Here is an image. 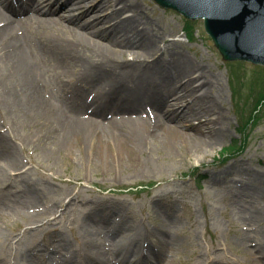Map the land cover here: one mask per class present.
I'll list each match as a JSON object with an SVG mask.
<instances>
[{
    "label": "bare ground",
    "instance_id": "1",
    "mask_svg": "<svg viewBox=\"0 0 264 264\" xmlns=\"http://www.w3.org/2000/svg\"><path fill=\"white\" fill-rule=\"evenodd\" d=\"M54 1L0 0V92L7 108L18 109L19 114L23 110L32 120L50 118L53 124L61 118L75 119L64 143L70 151L68 144L73 139L82 146L93 144L95 152L98 146L101 152L105 139L115 138L125 145L136 137L132 142L142 154L152 156L160 149L163 160L174 162L205 157L224 142L232 121L229 113H223V78L204 61L191 62L178 52L177 43L162 46L161 36L155 34L158 21L150 22V11L141 0ZM16 4H20L19 9ZM53 68L72 73L75 81L49 77ZM86 88L94 90L90 104L97 107L93 112L96 116L121 109L136 114L146 106L156 115L146 111L107 125L96 118L80 120L89 105ZM50 90L71 97L59 99ZM191 121L192 125L197 121L198 126L189 128ZM121 123L127 125L126 131L118 130ZM6 129V134L0 130V185L19 178L25 182L22 196L5 206L28 224L14 236L0 229V261L9 250L16 257L12 264H29L36 259L45 261L41 264H165V255L176 248L173 237L165 232L166 220L162 219L163 225L157 221L153 228L158 239L145 225L125 231L124 219L108 209L76 220L84 200L72 191L66 194L67 201L57 206L51 198L54 190L49 176L24 180L30 170L21 166L20 147L12 139L14 127ZM149 139L152 150L142 149ZM240 162L238 168L245 170L244 159ZM2 200L0 197V206ZM244 211L260 215L248 204ZM58 214L66 220L65 225L78 224V247L70 243ZM117 220L119 224H115ZM49 235L56 238V246L42 243ZM240 244L249 263L260 264L257 256L264 257V240L254 248L249 238ZM207 264L222 263L209 258Z\"/></svg>",
    "mask_w": 264,
    "mask_h": 264
},
{
    "label": "rangeland",
    "instance_id": "2",
    "mask_svg": "<svg viewBox=\"0 0 264 264\" xmlns=\"http://www.w3.org/2000/svg\"><path fill=\"white\" fill-rule=\"evenodd\" d=\"M141 1L150 11L147 17L150 22L158 21L155 34L161 36L162 46L171 41L177 43L178 52L191 62L204 61L223 78V113H229L232 121V127L226 129L224 142L205 157L174 162L163 160L159 147L152 156L142 154L132 142L136 137L125 145L115 142V138L105 139L101 152L98 146L95 152L93 144L82 146L81 141L73 139L68 144L72 148L70 151L64 143L72 133L74 126L70 125L75 119L61 118L55 124L50 118L32 120L23 110L19 114L18 109L7 108L0 92L1 134H6V127H14L12 139L20 147L21 166L30 170L24 180L37 181L49 176L54 190H51V198L57 206L67 201L66 194L72 191L84 200L77 209L76 220L90 212L100 213L107 209L125 218L127 228L142 223L152 229L157 221L163 225V219L167 221L165 232L176 243L171 254L165 255L168 264H207L210 255L224 257L216 261L250 264L241 240L249 238L254 248V240L264 237V221H260L264 219V67L224 61L206 34L203 21L187 22L181 15L157 6L154 0ZM49 77H60L65 82L74 79L72 73H63L60 68H53ZM50 92L60 94L58 98L69 99V95H62L60 90ZM85 96L88 100L94 92L89 91ZM92 111V107L85 108L79 119L89 121L94 114ZM123 116L127 115L106 112V117L100 121L107 125L110 118L120 121ZM190 123L192 121L187 125L189 128L198 126L197 121L194 125ZM118 127L121 131L128 129L122 123ZM151 142L147 140L142 149L152 150ZM243 145L246 146L244 150L241 149ZM241 159H244L245 170L238 168ZM230 168L233 169L229 171ZM240 181L245 183L241 190L235 187ZM147 186L149 189L142 191ZM0 187V197L4 199L0 206V229L14 236L28 221L15 216L5 205L22 196L25 182L19 178L2 183ZM158 196L162 202H158ZM247 204L253 205L261 215L245 213L243 207ZM57 216L74 244L75 237L76 241L79 239L78 232L74 231L78 224L65 225L66 220L60 218V214ZM3 256L1 264L14 260L9 250H5Z\"/></svg>",
    "mask_w": 264,
    "mask_h": 264
},
{
    "label": "water",
    "instance_id": "3",
    "mask_svg": "<svg viewBox=\"0 0 264 264\" xmlns=\"http://www.w3.org/2000/svg\"><path fill=\"white\" fill-rule=\"evenodd\" d=\"M188 19H205L225 61L264 65V0H157Z\"/></svg>",
    "mask_w": 264,
    "mask_h": 264
},
{
    "label": "trees",
    "instance_id": "4",
    "mask_svg": "<svg viewBox=\"0 0 264 264\" xmlns=\"http://www.w3.org/2000/svg\"><path fill=\"white\" fill-rule=\"evenodd\" d=\"M263 101H264V100H263ZM255 112H257V110H256Z\"/></svg>",
    "mask_w": 264,
    "mask_h": 264
}]
</instances>
